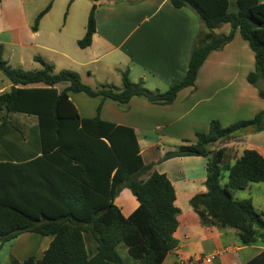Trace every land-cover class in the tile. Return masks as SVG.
Instances as JSON below:
<instances>
[{
  "label": "crops",
  "instance_id": "obj_1",
  "mask_svg": "<svg viewBox=\"0 0 264 264\" xmlns=\"http://www.w3.org/2000/svg\"><path fill=\"white\" fill-rule=\"evenodd\" d=\"M31 2L0 0L3 55L15 59L18 68L27 71L42 69L37 60L41 58L53 65L55 72H78L82 81L93 88L103 84L121 88L122 73L129 71L132 82L139 80L149 91L164 93L184 79L194 46L209 33L196 12L191 8L176 9L170 0L103 1L97 3V29L92 43L83 49L78 43L86 34L94 2L69 0L73 10L71 21L66 19L63 24L50 17L52 2L36 31L33 25L43 10L38 5L29 8ZM230 31V25H224L215 33ZM254 70V53L237 32L233 42L208 56L195 86L182 89L171 105L152 103L145 97H134L121 104L70 94L82 120L96 118L97 108L103 103L102 120L134 129L144 162L155 164L154 170L172 182L176 205L181 210L174 234L179 246L166 256L163 264L212 254L217 257L210 264H248L264 251L261 244L242 246L236 229L201 224L190 201L207 191V158L163 160L167 153L195 144L197 133L208 132L214 120L228 127L264 111V98L260 97L258 87L248 81ZM67 86L63 83L57 88L62 91ZM259 86L264 88V83L260 82ZM11 88L8 80L0 87V94ZM57 120L60 119L55 115H0V196L32 213L57 214L58 199L52 188L61 185L58 181L63 174L73 175V168L57 157L56 152L63 145H83L90 138V132L83 129L88 124H56ZM221 147L225 151L224 161L230 165L246 150H255L264 157V131L244 133ZM226 177L224 174V181ZM234 197L251 199L255 209L264 213V183L252 184L235 192ZM114 204L125 218L139 207L129 189L122 190ZM53 239V236L23 233L8 242L0 240V264H12V258L19 262L30 257L40 259Z\"/></svg>",
  "mask_w": 264,
  "mask_h": 264
},
{
  "label": "trees",
  "instance_id": "obj_2",
  "mask_svg": "<svg viewBox=\"0 0 264 264\" xmlns=\"http://www.w3.org/2000/svg\"><path fill=\"white\" fill-rule=\"evenodd\" d=\"M92 1L95 5L87 31L78 43L83 49L91 45L96 33L97 3L112 0ZM170 2L176 9L191 8L209 33L194 46L184 79L164 93L150 92L143 82H132L129 71L122 73L121 88L108 84L93 88L82 81L78 72H55L54 66L41 58H37L42 65L40 70L12 68L3 59L0 45V70L12 84L9 91L0 94V115H55L60 119L56 124L83 122L89 125L83 129L90 132L83 145H63L56 152L57 157L73 168V175L63 174L58 181L61 185L52 188L58 199L56 215L26 211L0 196L1 241L14 240L23 233L54 237L42 258L30 257L23 262L12 258V264H163L166 256L178 248L174 234L181 210L176 205L175 188L165 174L154 170L155 164L144 162L134 129L102 120L103 103L97 108L96 118L82 120L70 99V94H85L126 104L134 97H145L152 103L171 105L182 89L195 86L208 56L233 42L237 32L254 53L255 70L249 74L248 81L258 87L260 97L264 98V88L259 86L260 82L264 83V3L260 0ZM50 9L51 4L38 15L34 31ZM224 25H230V33L216 34ZM63 83L68 86L59 91L57 86ZM36 85L43 87H29ZM263 131L264 111L228 127L214 120L208 132L197 133L195 144L182 146L163 158L208 159L207 191L195 195L190 204L204 227L236 229L242 246L264 245V213L255 209L251 199L234 197L237 191L264 183V157L255 150H246L235 164H226L221 146L244 133ZM124 189H129L139 203L128 218L114 204ZM120 246L131 258L129 262L121 255ZM248 264H264V251Z\"/></svg>",
  "mask_w": 264,
  "mask_h": 264
},
{
  "label": "rangeland",
  "instance_id": "obj_3",
  "mask_svg": "<svg viewBox=\"0 0 264 264\" xmlns=\"http://www.w3.org/2000/svg\"><path fill=\"white\" fill-rule=\"evenodd\" d=\"M87 1L94 2L92 0H87ZM52 2H53V10H52V12L50 14V17L53 18L54 20L57 19L60 24H63L66 21V19H68L69 23H70L73 10H72V8L69 5V0H32V2L28 4V7L32 8L33 5H38L39 8H40L39 10H44ZM223 31H224V28H223ZM5 53H7V52H5ZM3 59L10 61L8 63L10 67H12V68H18L19 67L18 62L15 59H9L7 57V55H5V54L3 55ZM133 80H135V79H133ZM140 82L141 81H139V80L138 81H134V83H136V84H138ZM7 83H8V79L5 77L3 72L0 70V87H3ZM144 87L147 90H149L146 87V85H144ZM242 153L243 152H241V154ZM225 176H227V174H225ZM119 251H120L121 255L126 259V261L129 262V260H131V258L126 253V250L124 249L123 246L119 247Z\"/></svg>",
  "mask_w": 264,
  "mask_h": 264
},
{
  "label": "built area",
  "instance_id": "obj_4",
  "mask_svg": "<svg viewBox=\"0 0 264 264\" xmlns=\"http://www.w3.org/2000/svg\"><path fill=\"white\" fill-rule=\"evenodd\" d=\"M217 257V254H212V255H209L207 257H199V258H192V259H189V260H182V261H179L177 264H201V263H212L213 261H215Z\"/></svg>",
  "mask_w": 264,
  "mask_h": 264
}]
</instances>
